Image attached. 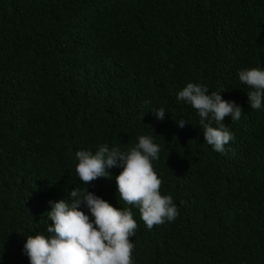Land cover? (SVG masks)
<instances>
[{
	"label": "trees",
	"instance_id": "trees-1",
	"mask_svg": "<svg viewBox=\"0 0 264 264\" xmlns=\"http://www.w3.org/2000/svg\"><path fill=\"white\" fill-rule=\"evenodd\" d=\"M250 68L264 70V0H0V264H29L49 201L77 187L131 208L133 264H264V104L251 109L238 78ZM188 83L242 109L223 121V154L177 100ZM141 135L179 211L151 229L120 200V167L86 186L75 171L77 151L127 152Z\"/></svg>",
	"mask_w": 264,
	"mask_h": 264
},
{
	"label": "clouds",
	"instance_id": "clouds-1",
	"mask_svg": "<svg viewBox=\"0 0 264 264\" xmlns=\"http://www.w3.org/2000/svg\"><path fill=\"white\" fill-rule=\"evenodd\" d=\"M241 84L252 91L247 93L250 108L259 110L264 104V70L250 68L240 70ZM177 100L187 102L198 112L199 125L204 141L213 150L223 154L225 146L234 139L223 123L230 116L232 122L242 116V109L235 102L225 101L219 92L208 94L201 84L188 83L177 95ZM157 120H162L164 108L153 110ZM213 121L217 127H213ZM187 121H177L183 128ZM160 146L152 136L141 135L138 143L127 152L107 145L90 151H77L76 176L83 185L98 178H109L106 169L120 167L115 177L116 189L126 206L138 208L140 218L148 229L172 222L179 215L171 195H162L163 181L156 173L153 161L159 159ZM47 219L52 223L46 231L50 235L28 236L23 245L29 264H133L134 244L131 238L138 228L130 207H113L108 202L77 187L69 193V201L51 202ZM87 208L91 215L80 210Z\"/></svg>",
	"mask_w": 264,
	"mask_h": 264
}]
</instances>
